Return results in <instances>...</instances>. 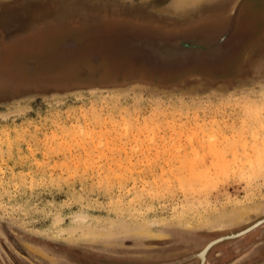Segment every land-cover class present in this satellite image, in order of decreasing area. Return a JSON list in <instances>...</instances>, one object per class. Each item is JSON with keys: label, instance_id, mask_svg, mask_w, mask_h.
<instances>
[{"label": "rangeland", "instance_id": "1", "mask_svg": "<svg viewBox=\"0 0 264 264\" xmlns=\"http://www.w3.org/2000/svg\"><path fill=\"white\" fill-rule=\"evenodd\" d=\"M237 11L212 67L53 58L82 28L176 34ZM258 19L264 0H0V264H246L264 224L197 255L264 216Z\"/></svg>", "mask_w": 264, "mask_h": 264}, {"label": "flooded vegetation", "instance_id": "2", "mask_svg": "<svg viewBox=\"0 0 264 264\" xmlns=\"http://www.w3.org/2000/svg\"><path fill=\"white\" fill-rule=\"evenodd\" d=\"M220 19L221 18L217 16H210L206 20L204 19L203 22L204 23L206 22V24L208 25L214 26L213 28L209 26L199 28L201 24H198L197 26L198 28L196 29H192L190 31L188 30L184 32H178L176 34H172L174 32L168 34L167 32L158 30L156 29L157 26L152 23H150V27L148 29L135 28L131 26H126V27L119 26L117 28L110 29L107 26L108 24H106L107 23L106 22L103 24L102 27L100 25L97 28L95 27L82 28L80 30H76L75 32H73L72 37L68 38L67 40H64L61 46H59L60 47L59 51L53 58L55 60H60V61L63 60V61H67V63H70L72 60L84 61L87 60V57H89L88 63L90 64V66L93 67V66H98L101 62H104L105 64L108 65L109 62L115 56V58H117L118 61L120 62L123 61L127 63L126 67L140 66L139 64L135 63L132 59H130L129 50L127 49L129 42L134 39L128 35L118 34L117 31L120 30H129L133 33H136L137 35L145 34L147 36H158V37L190 36V35L220 36L223 34H227L226 38L223 39V44L221 46L223 50L226 51L230 50V52L228 53L229 56L235 51L241 40V39L237 40L238 37L240 36L237 33L238 11L234 13V15L229 17L224 27H217V24L219 23ZM258 22L262 26H264L263 20L262 22L261 20H259ZM153 25H155V27ZM229 26H231V29L230 32H227ZM256 26L257 25L254 24L252 27L253 29L250 28L252 29L253 34L256 30L259 29L258 26L257 27ZM56 29L57 30H54L53 33L51 32L48 33L45 37L48 36V38L50 37L51 40V38L53 39V37L57 36V32L59 35L62 31H64L62 29L65 28L64 26H59L56 27ZM41 34H45V32H40V36ZM256 39H254L252 42L254 43ZM193 66H210V65L197 64V65H192L191 67ZM260 231H261V227H260ZM262 234L263 235L261 237V241L259 238L258 239L259 241H257L256 243L251 242L250 247L247 249V252L249 254L247 253L248 256L246 258V264L264 263V232Z\"/></svg>", "mask_w": 264, "mask_h": 264}, {"label": "water", "instance_id": "3", "mask_svg": "<svg viewBox=\"0 0 264 264\" xmlns=\"http://www.w3.org/2000/svg\"><path fill=\"white\" fill-rule=\"evenodd\" d=\"M230 29L231 26L227 32H230ZM117 33L128 35L135 40L130 41L127 47L130 59L157 73L177 72L197 64L214 66L230 52V50L220 52L219 49V44H223L227 34L158 37L137 35L129 30H120ZM229 238L233 237L224 236L218 239L223 241ZM218 239L212 242H217Z\"/></svg>", "mask_w": 264, "mask_h": 264}, {"label": "bare ground", "instance_id": "4", "mask_svg": "<svg viewBox=\"0 0 264 264\" xmlns=\"http://www.w3.org/2000/svg\"><path fill=\"white\" fill-rule=\"evenodd\" d=\"M228 222V221H227ZM234 222H235V220H234ZM263 224H264V216L260 219V220H258L257 222H255L252 226H250V227H248V228H246L245 230H243V231H241V232H239V233H237V234H234V235H231V236H227V237H238V236H241V235H243V234H245V233H247V232H249V231H252V230H254V229H256V228H259V227H263ZM264 229V228H263ZM89 233V232H88ZM89 235V234H88ZM221 239V238H220ZM219 241H221V240H217V242H212V243H208L206 246H204V248L198 253V258H199V260L201 261V262H205V260H206V256H207V253H208V251H209V249L215 244V243H218ZM264 264V263H263Z\"/></svg>", "mask_w": 264, "mask_h": 264}, {"label": "crops", "instance_id": "5", "mask_svg": "<svg viewBox=\"0 0 264 264\" xmlns=\"http://www.w3.org/2000/svg\"><path fill=\"white\" fill-rule=\"evenodd\" d=\"M219 49H220V52H222L223 48H222L221 44H219Z\"/></svg>", "mask_w": 264, "mask_h": 264}]
</instances>
